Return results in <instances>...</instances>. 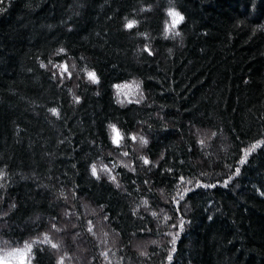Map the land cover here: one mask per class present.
I'll return each instance as SVG.
<instances>
[{"label": "trees", "instance_id": "1", "mask_svg": "<svg viewBox=\"0 0 264 264\" xmlns=\"http://www.w3.org/2000/svg\"><path fill=\"white\" fill-rule=\"evenodd\" d=\"M1 227L30 264H264V0H0Z\"/></svg>", "mask_w": 264, "mask_h": 264}, {"label": "snow or ice", "instance_id": "2", "mask_svg": "<svg viewBox=\"0 0 264 264\" xmlns=\"http://www.w3.org/2000/svg\"><path fill=\"white\" fill-rule=\"evenodd\" d=\"M168 15L173 18L172 19V27L173 28H175L184 19V17L179 12H177L175 10H172V9L169 10ZM133 26H134V22H128L126 24V27L129 28V29H131ZM173 34L174 35H178L179 33H173ZM61 51H63V50H61ZM145 51H148V49L146 48ZM149 54H151V53L149 52ZM87 75H88V78L91 80L92 83H98L99 82L98 77L96 76V74L94 72H89V73H87ZM76 102L79 103V97L76 98ZM51 111L53 112V114H57L55 109H51ZM110 127H112V130L115 133V135L112 138L113 139V143L116 144L117 146H119V142H120V139H122V137L120 136V134H119L118 130L115 128V126H110ZM132 139L135 140L136 137H132ZM141 142L143 144H145V145L148 143L146 140L143 139V137H141ZM125 155H127V153H125ZM144 163L148 164L149 161L145 158L144 159ZM243 163H245V161L241 160V164H243ZM91 173H92L93 176H95V177H97V179H99V175L97 173V169H96L95 166L92 167ZM239 173H240V168H236V173L235 174L239 175ZM113 179H114V177H113ZM227 184H228V181H225L224 182V186L226 187ZM197 186L199 187V186H202V185H197ZM203 186H205V187H215L216 185L208 184V185H203ZM180 198L183 199V195H181ZM184 225H185V221L181 220V223H180V231L181 232L184 230ZM89 231H91V229H89ZM179 235H180V232H177L176 235L173 237V240H172V244H173L172 252H175V243H176V239L179 237ZM45 242H49L50 243V241L47 240V237L45 238ZM31 247H32L31 244L27 245V249H28L29 253L31 252ZM51 247L52 248H56L57 245L56 244H51ZM17 251H19V250H17ZM168 260H169V262H171V260H172L171 253L168 256ZM0 264H7V262L6 261H0ZM20 264H30V260H28V261L21 260ZM61 264H62V261H61Z\"/></svg>", "mask_w": 264, "mask_h": 264}, {"label": "rangeland", "instance_id": "3", "mask_svg": "<svg viewBox=\"0 0 264 264\" xmlns=\"http://www.w3.org/2000/svg\"><path fill=\"white\" fill-rule=\"evenodd\" d=\"M128 90H129V88H126V86L119 89L118 92L121 95L120 98L126 97L128 94ZM119 94L117 93V97L119 96ZM2 228L3 227H1L0 230ZM24 258H25V251L24 250L11 251V252H8L4 255H0V261H6V262H10V263H20L21 260H24ZM79 259H80V257H79Z\"/></svg>", "mask_w": 264, "mask_h": 264}]
</instances>
